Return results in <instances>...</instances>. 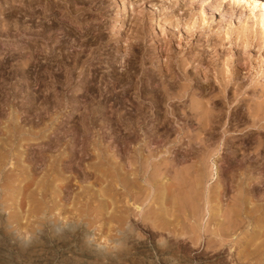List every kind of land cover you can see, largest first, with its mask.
Masks as SVG:
<instances>
[{
    "label": "rangeland",
    "instance_id": "1",
    "mask_svg": "<svg viewBox=\"0 0 264 264\" xmlns=\"http://www.w3.org/2000/svg\"><path fill=\"white\" fill-rule=\"evenodd\" d=\"M260 15H264V0H0V216L4 214L0 227L5 228H0L4 231L0 234V264H96L97 260L98 264H264V145L258 148L255 140L258 133L264 136V129L239 121L230 107L229 116L223 119L229 129L219 148L211 143L206 150L199 140L207 139L210 144L215 139L208 132L194 139L192 133L179 130L180 123L171 112L174 101L166 104L162 100L161 106L154 107L155 97L138 92L137 82L147 79L139 68L128 65L132 59L138 65L143 57L146 70L164 66V40L169 41L172 52L203 50L206 59L217 53L221 62L233 57L235 63L240 56L244 58L240 80L247 85L242 96L246 106H241L244 112L240 116L247 120L248 100L251 105L252 98H264V25L258 24ZM136 28L143 33L135 34ZM136 36L143 44L141 56L138 53L134 58ZM206 62L200 66L210 70V79L214 74ZM196 126L193 123L191 128ZM215 134L212 136L217 138ZM140 151L150 156L155 153L149 170L159 168L161 172L165 167L168 171L157 179L152 191L143 189L132 200V194L115 179L126 175L130 157ZM213 159L218 165L217 179ZM186 165L193 166L192 175L203 170L206 188L221 190L220 202L212 201L209 211L198 205L200 191L185 186L193 179H174L173 172ZM182 180L185 190L179 187ZM240 181L253 190L248 193L250 201L235 208ZM84 242L93 245L91 248L98 246L102 253L114 251L117 255L114 260L104 258L105 263L89 256ZM22 247H26L25 253Z\"/></svg>",
    "mask_w": 264,
    "mask_h": 264
},
{
    "label": "bare ground",
    "instance_id": "2",
    "mask_svg": "<svg viewBox=\"0 0 264 264\" xmlns=\"http://www.w3.org/2000/svg\"><path fill=\"white\" fill-rule=\"evenodd\" d=\"M130 3V2H129ZM131 3H132V1H131ZM127 5H128V3H127ZM215 9V8H214ZM212 10V12L211 13H213V12H215V10H213V9H211ZM175 11V10H174ZM157 17V16H156ZM135 19V18H134ZM132 20V19H131ZM136 20V19H135ZM258 24H259V22H260V25L262 24V25H264V15H260L259 17H258ZM139 21V20H138ZM133 22H134V20H133ZM132 21H131V23H133ZM134 24V23H133ZM136 24H138V22L136 23ZM135 24V25H136ZM132 25V24H131ZM134 25V26H135ZM139 25V24H138ZM138 25H136V26H138ZM140 26V25H139ZM132 27H133V25H132ZM151 29V28H150ZM134 30L135 29H133V32H134ZM139 30H141L140 28H139ZM131 32H132V30H131ZM140 31H138V28H136V33L135 34H137V33H139ZM142 32V31H141ZM140 32V33H141ZM229 32V31H228ZM143 33V32H142ZM145 33V32H144ZM230 33V32H229ZM140 35V34H139ZM145 35V34H144ZM143 35V36H144ZM154 36V35H153ZM132 37H134V36H132ZM132 37H128V39L129 38H131L132 39ZM137 38H139V40H136V43H134V44H136V46H135V50L137 49L138 51H136V55H135V57L134 58H136V56L138 55V53H140L139 51V49L141 48V46L142 45H140V44H143V42H142V40H141V37H142V34H141V37L140 36H136ZM135 37V38H136ZM241 38V37H240ZM99 39V38H98ZM124 39V38H123ZM127 39V38H126ZM115 40V39H114ZM121 40V39H120ZM133 40H134V38H133ZM144 40V39H143ZM158 40V39H157ZM127 41V40H126ZM131 43V42H130ZM163 43H164V46H165V49L164 50H166L167 51V55H166V59H165V62H164V66H155V68H150L149 70H146L145 69V67H144V61L143 60H141V59H143V57H139V59H140V62H139V64L138 65H136V63H135V59H132L131 61H130V63L128 62V65L130 66V67H137V68H139L140 69V71H141V76H144L146 79H147V81H145L144 80V82H143V80L141 79V80H139L140 82L138 83L137 82V88L139 89V91L138 92H142V93H145V95H148V96H150V97H155V100H157V102H155L154 103V107L156 106V107H159V106H161V103H162V100H164L165 102L168 100H173L174 102V104H173V108H172V110H171V112L173 113V115H174V117H175V119H176V122H178V123H180V128H179V130H181V131H183L184 133H192V135H195V138L194 139H197L196 137H198V135L200 136V134L202 133V134H205V133H203V132H208L210 135H211V139H215L214 140V142H211L210 141V144L208 143V141H207V139L206 140H204V139H200L199 140V143H201V145L202 146H204L205 148H206V150L207 149H209V147H211L212 145H211V143L213 144V143H215L216 145V147H218V146H220V145H218L219 143H220V140L223 138V137H225V136H223V134H225V132H227L228 131V129L229 128H227L228 126H225V125H223V124H225L224 122H223V119H226L225 118V116H229V114L230 113H228V110H229V108L231 107H233V109H235V112H237V114L239 115V121H243V123H249L248 125H250L251 127H257V129L258 128H262V129H264V98H262V97H264V96H262L261 98L262 99H253L252 98V100H250V101H252L251 102V105L249 104V100H248V103H247V111L245 112L247 115H249L250 116V118H248L247 117V120L246 119H242V117L240 116V114L242 113V112H244V111H241L242 109H241V106H243V104H244V102H246V101H243V98H242V96L244 95L243 94V88H244V86H247V85H245L246 83L245 82H243V79L242 80H240V71H241V69L242 68H244L243 67V62H242V59H244V58H240V54H237V56H239L238 57V59H236L237 60V62L235 63V61L234 60H232L233 59V57H232V59H222L223 61L221 62V60H220V56L217 54V53H213L211 56H208V59H206L205 58V56H203V54H204V51L202 50V52H191V51H187V50H185V49H183V48H180V49H178L177 50V52H172V49H171V47L169 46V44L167 45V43H169V41H163ZM163 43L161 44L162 46H163ZM245 45V44H244ZM145 46V45H144ZM131 48H133V47H131ZM164 48V47H163ZM244 48H246L245 46H244ZM134 49V48H133ZM145 49V48H144ZM141 50H143V49H141ZM225 51H227V50H225ZM133 53V52H132ZM134 53H135V51H134ZM159 53H161V52H159ZM226 53H229L228 51L226 52ZM232 53V52H231ZM240 53V52H239ZM143 55H144V53H143ZM147 55V54H146ZM160 55V54H159ZM133 56H134V54H133ZM140 56H141V53H140ZM229 57H230V55H229ZM228 58V57H227ZM235 58H236V56H235ZM146 59V58H145ZM144 59V60H145ZM208 60V62L211 64V66H212V73L214 74V76H210V79H209V71H207V69H205V68H201V66L200 65H203V63H205V61L206 60ZM241 59V60H240ZM137 62V61H136ZM208 62H206L207 64H209ZM220 63H222V65L220 64ZM215 64H216V67H215ZM219 64H220V67H219ZM157 65V64H156ZM207 66V65H206ZM205 66V67H206ZM143 67H144V69H143ZM161 67H163V68H161ZM208 67V66H207ZM247 68V67H246ZM133 69V68H132ZM133 70H135V69H133ZM248 71V70H247ZM137 72V71H136ZM134 73V72H133ZM138 73V72H137ZM133 77V76H132ZM137 78V77H136ZM140 78V77H139ZM211 78H212V80H211ZM69 79V78H68ZM158 79H160V81L159 82H156V81H158ZM132 80V79H131ZM130 80V81H131ZM135 80V79H134ZM201 81H203V83L201 84ZM206 83H205V82ZM258 81V80H257ZM136 82V81H135ZM146 82V83H145ZM134 83V82H133ZM205 83V84H204ZM252 83V82H251ZM135 84V83H134ZM133 84V85H134ZM248 84V83H247ZM256 84V83H255ZM251 85V87H252V84H250ZM262 85V84H261ZM129 86H130V84H129ZM136 86V85H135ZM256 86V85H255ZM132 87H134V86H132ZM131 87V88H132ZM133 89V88H132ZM205 89H207V90H205ZM245 89V88H244ZM136 90V89H135ZM136 91V92H137ZM206 92V94H205V96L203 95V93H205ZM129 92V91H128ZM138 92H137V94H138ZM250 92V91H249ZM261 92H264V91H261ZM199 95V96H198ZM201 95V96H200ZM146 98V97H145ZM250 99V98H249ZM154 100V101H155ZM245 100V99H244ZM145 103V102H144ZM144 103L141 105V106H145L144 105ZM156 104V105H155ZM166 104H167V102H166ZM249 104V105H248ZM131 105V104H130ZM162 105H164V103L162 104ZM245 105V104H244ZM139 106V105H138ZM141 106H139V107H141ZM246 106V105H245ZM136 107V106H135ZM138 107V108H139ZM142 108V107H141ZM163 108V107H162ZM161 108V109H162ZM144 109V108H143ZM159 109V108H158ZM158 109H156V110H158ZM160 109V110H161ZM132 110H134V109H132ZM140 110V109H139ZM147 110V109H146ZM130 111V110H129ZM135 111V110H134ZM136 111H138V109H136ZM143 110H141V112H142ZM143 112H146V111H143ZM234 112V113H235ZM130 113V112H129ZM228 113V114H227ZM232 113V112H231ZM233 113V114H234ZM135 114V113H134ZM245 114V115H246ZM132 115V114H131ZM139 115V114H138ZM144 116V115H143ZM146 116V115H145ZM234 116H235V114H234ZM242 116H243V118L245 117L243 114H242ZM135 117V116H134ZM139 117V116H138ZM137 117V118H138ZM238 117V116H237ZM143 118V117H142ZM163 118V117H162ZM233 118V117H232ZM235 118V117H234ZM136 120V119H135ZM163 120V119H162ZM228 120H229V118H228ZM236 120H237V118H236ZM236 120H234V121H236ZM246 120V121H245ZM137 122V121H136ZM182 122V123H181ZM227 122V121H226ZM237 122V121H236ZM235 122V126H236V123ZM185 123V124H184ZM193 123H196L197 124V126L196 127H194V128H191V126H193ZM232 123V122H231ZM231 123H230V125H231ZM234 123V122H233ZM242 123V124H243ZM130 124H131V122H130ZM177 124V123H176ZM172 125V124H171ZM185 125V126H184ZM223 125V126H222ZM238 126V125H237ZM249 127V126H248ZM157 128V127H156ZM231 128V127H230ZM157 131V130H156ZM136 132V131H135ZM257 132V131H256ZM171 133V132H170ZM214 133H216V134H218V137L217 138H214L212 135L214 134ZM137 134V133H136ZM185 134V135H186ZM215 134V135H216ZM139 135V134H138ZM170 135V134H169ZM191 135V134H190ZM130 136V135H129ZM186 136H188V135H186ZM185 136V137H186ZM244 136V135H243ZM99 137V136H98ZM216 137V136H215ZM248 137V136H247ZM131 138H133V137H131ZM169 138V137H168ZM189 138H191V137H189ZM193 138V137H192ZM202 138V137H201ZM137 139V138H136ZM135 139V140H136ZM141 139V138H140ZM187 139H188V137H187ZM211 139H209V140H211ZM254 139V138H253ZM135 140H133V141H131V142H134ZM175 140V139H174ZM248 140V139H247ZM256 143H257V146H258V148L260 147L261 148V145H264V136H260L259 135V133H258V137H256ZM180 141V140H179ZM190 141V140H189ZM213 141V140H212ZM246 141V140H245ZM102 142V141H101ZM160 142V141H159ZM241 142V141H240ZM242 142H243V140H242ZM255 142V141H254ZM150 143V142H149ZM198 143V144H199ZM136 144V143H135ZM144 144V143H143ZM196 144V143H195ZM244 144H246V143H244ZM243 144V145H244ZM146 145V144H145ZM152 145V144H151ZM159 145V144H158ZM190 145V144H189ZM189 145H188V147H189ZM193 145V144H192ZM211 145V146H210ZM141 146V145H140ZM184 146V145H183ZM238 146V145H237ZM245 146V145H244ZM134 147V146H133ZM146 147V146H145ZM161 147V146H160ZM142 148V147H141ZM140 148V149H141ZM149 148H150V146H149ZM179 148V147H178ZM190 148V147H189ZM193 148V147H192ZM197 148V147H196ZM219 148V147H218ZM230 148V147H229ZM244 148V147H243ZM249 148V147H248ZM199 149H200V146H199ZM199 149H197V150H199ZM245 149V148H244ZM95 150V149H94ZM135 150V149H134ZM143 150V149H142ZM141 150V151H142ZM153 150H155V149H153ZM195 150V149H194ZM194 150H193V152H194ZM201 150V149H200ZM237 150V149H236ZM240 150V149H239ZM261 150L262 151H264V147H262L261 148ZM139 151V150H138ZM138 152V153H136V155H135V157H130V160L128 161V166H129V169L127 170V172H126V175L125 176H123V178H118L117 177V179H115V183L116 182H121L123 185L122 186H124V188L126 189V191L128 192V193H130V195L132 194V196H130V198H132V200H135V199H137L138 198V196H140V193H141V191L143 190V189H151V191L153 190L152 188L155 186V182L157 181V179L161 176V175H164L165 173H166V170H167V168H165L164 166H163V164H161L164 168H162L163 170H161V172H159L158 171V169L157 168H151L150 170L148 169V164L150 163V158L152 157V156H154V151L152 152V156H150V155H144V153H142V152ZM188 151H190V150H188ZM216 151H217V149H216ZM228 151V150H227ZM230 151V150H229ZM235 151V150H234ZM247 151V150H246ZM255 151V150H254ZM146 152V151H145ZM149 152V151H148ZM157 152V151H156ZM191 152V151H190ZM208 152V151H207ZM207 152H205V153H207ZM253 152V151H252ZM257 152V151H256ZM128 153V152H127ZM126 153V154H127ZM197 153V152H196ZM220 153V152H219ZM218 153V154H219ZM233 153V152H232ZM258 153V152H257ZM262 153H264V152H262ZM114 154V153H113ZM150 154V153H149ZM177 154H179V153H177ZM193 154V153H192ZM200 154V153H199ZM214 154V153H213ZM181 155V154H180ZM189 155H190V153H189ZM194 155V154H193ZM208 155V154H207ZM235 155V154H234ZM257 155V154H256ZM260 155V154H259ZM109 156V155H108ZM119 156V155H118ZM123 156V155H122ZM158 156V155H157ZM186 156V155H185ZM185 156H183V157H185ZM188 156V155H187ZM195 156V155H194ZM193 156V157H194ZM200 156V155H199ZM204 156V155H203ZM202 156V158L204 159L205 158V156L203 157ZM210 156V155H209ZM212 156V155H211ZM230 156H232V155H230ZM229 156V157H230ZM243 156H245V155H243ZM117 157V156H116ZM189 157V156H188ZM190 157H192V156H190ZM213 157V156H212ZM262 157H264V156H262ZM152 158H154V157H152ZM195 158V157H194ZM197 158V157H196ZM227 158V157H226ZM233 158V157H232ZM245 158V157H244ZM179 159V158H178ZM234 159H235V157H234ZM242 159V158H241ZM255 159V158H254ZM153 160V159H152ZM215 159H213L212 160V166L214 167V171H215V179H217V177H219V171H218V165L215 163V161H214ZM231 160V159H230ZM238 160V159H237ZM249 160V159H248ZM259 160V159H258ZM114 161V160H113ZM155 161V160H154ZM203 161H205V160H202V162ZM234 162H235V160H233ZM242 161H244V159L242 160ZM160 162V161H159ZM259 162V161H258ZM262 162H264V160H262ZM124 163V162H123ZM156 163H157V160H156ZM162 163V162H161ZM232 163V162H231ZM239 163H240V161H239ZM246 163V162H245ZM249 163V162H248ZM257 163V162H256ZM255 163V164H256ZM125 164V163H124ZM165 164H167V163H165ZM202 164V163H201ZM219 164V163H218ZM238 164V163H237ZM240 164H242V163H240ZM262 164H264V163H262ZM152 165H154V164H152ZM200 165V164H199ZM205 165V164H204ZM246 165V164H245ZM250 165V164H249ZM123 166V165H122ZM149 166H150V164H149ZM159 166V165H158ZM180 166V165H179ZM257 166V165H256ZM152 167H154V166H152ZM193 166L192 165H186V167L184 168V169H181L180 170V172H177L176 170L173 172V177H174V179H184V180H186V179H195L194 180V182H193V180H192V182H186V185L185 186H188L189 185V188H191L192 190H196L197 192H199L200 191V193H201V197H202V200H201V202H198V205H201L203 208H205V209H207V211H209V209L210 208H208V207H210V204H211V202L212 201H217V203H219L220 202V200L218 199L219 197H221L220 195H219V191H221V190H218V188H206V185H205V182H206V179H205V174H203V170L201 171V170H199L198 171V173L196 172V175H192V171H191V168H192ZM202 167V166H201ZM200 167V168H201ZM204 167V166H203ZM242 167V166H241ZM104 168V167H103ZM119 168V167H118ZM121 168V167H120ZM182 168V167H181ZM229 168V167H228ZM244 168V167H243ZM252 168V167H251ZM106 169H107V167H106ZM161 169V168H160ZM170 169V168H169ZM245 169H246V167H245ZM110 170V169H109ZM178 170V169H177ZM253 170V169H252ZM123 171V170H122ZM168 171V170H167ZM172 171V170H171ZM170 171V172H171ZM247 171H249V169H247ZM260 172V171H259ZM114 173V172H113ZM172 173V172H171ZM252 173V172H251ZM170 174V173H169ZM208 174V173H207ZM115 175V174H114ZM242 176H243V174H241ZM246 175H248V174H246ZM86 176V175H85ZM121 176V177H122ZM245 176V175H244ZM169 177V176H168ZM213 177H214V174H213ZM234 177V176H233ZM241 177V176H240ZM239 177V178H240ZM100 178V177H99ZM110 178V177H109ZM237 178V177H236ZM242 178V177H241ZM246 178V177H245ZM243 179V178H242ZM113 180H114V178H113ZM184 180H182L181 181V184L179 185V187H180V189L182 188V186H184L183 184L185 183V181ZM109 181H111V180H109ZM245 181V180H244ZM112 182V181H111ZM140 182H143V184H141ZM231 182V181H230ZM233 182V181H232ZM110 183V182H109ZM115 183H113V184H115ZM159 183H162V181L160 182L159 181ZM164 184L166 183V182H163ZM176 183H178L177 181H176ZM112 184V185H113ZM156 184H157V182H156ZM163 184V185H164ZM167 184V183H166ZM220 184V183H219ZM119 185V184H118ZM235 185V184H234ZM113 186H115V185H113ZM112 186V187H113ZM175 186V185H174ZM174 186H173V189H174ZM119 187V186H118ZM164 187H165V185H164ZM170 187V186H169ZM177 187V186H176ZM232 187V186H231ZM115 188V187H114ZM117 188V187H116ZM115 188V189H116ZM166 188V187H165ZM172 188V187H171ZM237 188H238V194H237V196H236V200H235V208H236V206H238L239 208L242 206V205H244V203L245 202H247V201H250V200H248L249 199V194L248 193H250L252 190H253V188H249V189H246L244 186H242L241 185V181H240V183H239V185H237ZM124 189V190H125ZM147 189V190H148ZM166 189H168V187L166 188ZM165 189V190H166ZM183 189V188H182ZM181 189V190H182ZM183 190H185V189H183ZM261 190V189H260ZM116 191V190H115ZM150 191V190H149ZM157 191V190H156ZM173 191V190H172ZM175 191V190H174ZM227 191V190H226ZM225 191V192H226ZM148 192V191H147ZM165 192V191H164ZM176 192H177V190H176ZM142 193H143V191H142ZM157 193H158V191H157ZM185 193V192H184ZM187 193V192H186ZM218 193V194H217ZM235 193V192H234ZM252 193V192H251ZM118 194V193H117ZM125 194V193H124ZM146 194V193H145ZM148 194H150V196H151V194L152 193H149L148 192ZM167 194H171V193H169V190H168V193ZM177 194H179L178 192H177ZM183 194V193H182ZM188 194V193H187ZM198 194V193H197ZM176 195V194H175ZM174 195V196H175ZM185 195V194H184ZM113 196V195H112ZM115 196V195H114ZM113 196V197H114ZM153 196V195H152ZM163 196V195H162ZM178 196V195H177ZM225 196V195H224ZM148 197V196H147ZM167 198H169V196H166ZM165 197V198H166ZM180 197V196H179ZM184 196H182L181 198H183ZM189 197H191V196H189ZM197 197V196H196ZM226 197V196H225ZM96 198V197H95ZM124 198H125V196H124ZM149 198V197H148ZM153 198V197H152ZM151 198V199H152ZM185 198V197H184ZM193 198V197H192ZM111 199H114V198H112L111 197ZM150 199V200H151ZM162 199V198H161ZM179 199V198H178ZM255 199V198H254ZM121 200V199H120ZM132 200H130V201H132ZM146 200H147V198H146ZM145 200V201H146ZM168 200V199H167ZM170 200V199H169ZM188 200V199H187ZM117 200H115V202H116ZM138 201V200H137ZM144 201V202H145ZM152 201V200H151ZM153 201H156V200H154L153 199ZM152 201V202H153ZM161 201V200H160ZM179 201V200H178ZM182 201V200H181ZM186 201V200H185ZM223 200H222V198H221V202H222ZM100 202V201H99ZM127 202H129V200H127ZM176 202V201H175ZM183 202V201H182ZM189 202V201H188ZM196 202V201H195ZM106 203V202H105ZM136 203H138V202H136ZM147 203H149V202H147ZM214 203V202H213ZM212 203V204H213ZM126 204V203H125ZM142 203H140V205H141ZM152 204V203H151ZM163 204H164V202H163ZM165 204H166V202H165ZM184 204H186V202L184 203ZM260 204V203H259ZM103 205V204H102ZM116 205V204H115ZM145 205H148V204H145ZM157 205V204H156ZM169 205V204H168ZM174 205V204H173ZM178 205V204H177ZM187 205V204H186ZM106 206V205H105ZM137 206H139L138 204H136V206L134 205V207L135 208H137ZM180 206H181V204H180ZM179 206V207H180ZM193 206V205H192ZM220 206V205H219ZM114 207V206H113ZM151 207V206H150ZM149 207V208H150ZM166 207V206H165ZM170 207V206H169ZM183 207H186L185 205L183 206ZM216 207H218V206H216ZM224 207V206H223ZM222 207V208H223ZM234 207V206H233ZM255 207V206H254ZM261 207V206H260ZM119 208V207H118ZM125 208V207H124ZM130 208V207H129ZM133 208V207H132ZM131 208V209H132ZM152 208V207H151ZM176 208V207H175ZM181 208V207H180ZM214 208V207H213ZM221 208V209H222ZM242 208V207H241ZM114 209H115V207H114ZM167 209V208H166ZM174 209V208H173ZM187 209H189V208H187ZM186 209V210H187ZM220 209V210H221ZM232 209V208H231ZM1 210V209H0ZM120 210V209H119ZM172 210V209H171ZM203 210V209H202ZM219 210V209H218ZM223 210V209H222ZM235 210V209H234ZM246 210V209H245ZM244 210V211H245ZM256 210H259V209H257L256 208ZM2 211V210H1ZM146 211V210H145ZM150 211H151V209H150ZM153 211H154V209H153ZM205 211V210H204ZM250 211V210H249ZM148 212V211H147ZM157 212H158V210H157ZM166 212V211H165ZM174 212H176V211H174ZM190 212V211H189ZM212 212V211H211ZM240 212V211H239ZM248 212V211H247ZM113 213H115V212H113ZM150 213V212H149ZM152 213V212H151ZM167 213H168V211H167ZM179 213V212H178ZM185 213V212H184ZM218 213H221V212H216V214H218ZM237 213V212H236ZM116 214V213H115ZM147 214V213H146ZM181 214V213H180ZM191 214H192V212H191ZM200 214V213H199ZM210 214V213H209ZM249 214V213H248ZM256 214V213H255ZM261 214H264V213H261ZM2 215V214H1ZM4 215V214H3ZM2 215V216H3ZM150 215V214H149ZM162 215H163V213H162ZM161 215V216H162ZM220 215V214H219ZM229 215V214H228ZM242 215V214H241ZM253 215V214H252ZM252 215H250V216H252ZM2 216H0L1 217V220H0V222L3 220V217ZM110 216V215H109ZM125 216V215H124ZM135 216V215H134ZM145 216V215H144ZM147 216V215H146ZM151 216V215H150ZM155 216V215H154ZM153 216V217H154ZM157 216V215H156ZM156 216H155V218H156ZM164 216H166V215H164ZM163 216V217H164ZM185 216H187V215H185ZM190 216V215H189ZM188 216V217H189ZM195 216V215H194ZM216 216V215H215ZM235 216V215H234ZM244 216H245V214H244ZM262 216H264V215H262ZM11 217V216H10ZM113 217V216H112ZM118 217H120V216H118ZM152 217V218H153ZM163 217H161V218H163ZM171 217H172V215H171ZM202 217V216H201ZM206 217V216H205ZM220 216H218L217 218H219ZM259 217V216H258ZM6 218V217H5ZM12 218V217H11ZM10 218V219H11ZM13 218L15 219L16 217H14L13 216ZM114 218V217H113ZM121 218V217H120ZM130 218V217H129ZM128 218V219H129ZM177 218H179V217H177ZM180 218H182V217H180ZM190 218H192V216L190 217ZM196 218V217H195ZM230 218H231V216H230ZM251 218V217H250ZM257 218V217H256ZM7 219V218H6ZM13 219V220H14ZM117 219V218H116ZM123 219H126V217H122V219L121 220H123ZM132 219V218H131ZM131 219H129V221L131 220ZM138 219V218H137ZM141 219V218H140ZM147 219V218H146ZM149 219H150V217H149ZM154 219V218H153ZM158 219V218H157ZM156 219V220H157ZM166 219V218H165ZM174 219V218H173ZM183 219H185V217L183 218ZM198 219V218H197ZM211 219V218H210ZM224 219V218H223ZM228 219H229V217H228ZM248 219V218H247ZM253 219V218H252ZM262 219V218H261ZM187 220V219H186ZM193 220V219H192ZM191 219H190V221H192ZM196 220V219H195ZM222 220V219H221ZM225 220V219H224ZM236 220H237V217H236ZM254 220V219H253ZM5 221V220H4ZM7 222H8V220H6ZM15 221H16V219H15ZM120 221V220H119ZM124 221V220H123ZM135 221V220H134ZM141 221V220H140ZM159 221V220H158ZM161 221V220H160ZM171 221V220H170ZM198 221V220H197ZM220 221V220H219ZM244 221V220H243ZM47 222V221H46ZM45 222V223H46ZM126 222V221H125ZM156 222V221H155ZM183 222V221H182ZM193 222V221H192ZM195 222V221H194ZM221 222V221H220ZM235 222H237V221H235ZM1 223H3V222H1ZM122 223V222H121ZM129 222H127V224H128ZM130 223H132V222H130ZM134 223V222H133ZM197 223V222H196ZM233 223V222H232ZM256 223V222H255ZM4 224V223H3ZM54 224V223H53ZM52 224V225H53ZM120 224V223H119ZM124 223H122V225H123ZM126 224V223H125ZM126 224V225H127ZM171 224V223H170ZM173 224V223H172ZM171 224V225H172ZM217 224H218V222H217ZM224 224V223H223ZM41 226H43V224H40ZM48 224H46L45 226H47ZM50 225V224H49ZM51 225V226H52ZM117 225V224H116ZM129 225H132V224H129ZM136 225V224H135ZM225 225V224H224ZM227 225H229V224H227ZM227 225H225V226H227ZM231 225V224H230ZM1 226H2V224H1ZM10 226V225H9ZM8 226V227H9ZM51 226H50V228H51ZM73 226V225H72ZM121 226V225H120ZM119 226V227H120ZM134 226V225H133ZM132 226V227H133ZM217 226V225H216ZM215 226V227H216ZM220 226V225H219ZM5 227H7V226H5ZM53 227V226H52ZM71 227V226H70ZM123 227H125V225L123 226ZM135 227V226H134ZM134 227H133V229H134ZM145 227V226H144ZM144 227H142V228H144ZM196 227V226H195ZM224 227V226H223ZM222 227V228H223ZM255 227V226H254ZM1 229L3 228V230H5V228L4 227H0ZM41 228V227H40ZM54 229H56L57 230V228L56 227H53ZM65 228V227H64ZM66 228H67V226H66ZM72 228V227H71ZM74 228V227H73ZM126 228V227H125ZM129 228V227H128ZM131 228V227H130ZM233 228V227H232ZM6 229H8V228H6ZM49 229V228H48ZM53 229V230H54ZM85 229V228H84ZM117 229H118V227H117ZM127 229V228H126ZM125 229V230H126ZM132 229V228H131ZM217 229V228H216ZM219 229V228H218ZM221 229V228H220ZM226 229H227V227H226ZM225 229V230H226ZM231 229V228H230ZM9 230V229H8ZM38 230V229H37ZM60 229H58V231H59ZM66 230H68V229H66ZM72 230V229H71ZM71 230H69V231H71ZM124 230V231H125ZM129 230V229H128ZM210 230V229H209ZM39 231V230H38ZM42 231H43V229H42ZM48 231V230H47ZM65 231V230H64ZM74 231V230H73ZM80 231V230H79ZM119 231H121V229L119 230ZM130 231V230H129ZM134 231V230H133ZM222 230H220V232H221ZM1 232L3 233L4 231H0V234H1ZM7 232V231H6ZM44 232V231H43ZM42 232V233H43ZM56 232V231H55ZM60 232V231H59ZM59 232H57V234L59 233ZM66 232V231H65ZM81 232V231H80ZM116 232V231H115ZM128 232V231H127ZM127 232H126V234H127ZM215 232V231H214ZM37 233V232H36ZM35 233V234H36ZM40 233V232H39ZM67 233H68V231H67ZM73 233V232H72ZM76 233V229H75V231H74V233L73 234H75ZM84 233V232H83ZM82 233V234H83ZM117 233V232H116ZM132 233V232H131ZM217 233V232H216ZM49 234H51L50 232H49ZM55 234V233H54ZM56 234V235H57ZM69 234V233H68ZM81 234V235H82ZM119 234V233H118ZM121 234V233H120ZM119 234V235H120ZM123 234V233H122ZM125 234V235H126ZM218 234V233H217ZM222 234H223V232H222ZM45 235H47V234H45ZM62 235V234H61ZM63 235H65V234H63ZM71 235V234H70ZM79 235V234H78ZM85 235H86V233H85ZM118 235V237H120ZM124 235V236H125ZM129 235V234H128ZM168 235V234H167ZM219 235V234H218ZM12 236V234L10 235V237ZM34 236V235H33ZM40 235H38V237H39ZM49 236H51V235H49ZM57 236H59V235H57ZM72 236V235H71ZM122 236V235H121ZM130 236V235H129ZM129 236H127L126 237V239H130V238H133V237H135V239H136V236H132V237H130V238H128ZM217 236V235H216ZM6 237V236H5ZM4 237V238H5ZM8 237V236H7ZM37 236H35V238H36ZM61 237H63V236H60V238ZM79 237L80 238H82L80 235H79ZM85 237V236H84ZM116 237H117V235H116ZM168 237H169V235H168ZM217 237H219V236H217ZM223 237V236H222ZM9 238V237H8ZM13 238H15V237H13ZM17 238V237H16ZM15 238V240L16 241H19V240H17ZM31 238H33V237H31ZM34 238V239H35ZM40 238V237H39ZM56 238V237H55ZM65 238H67V235H65ZM173 238V237H172ZM171 238V239H172ZM216 238V237H215ZM221 238V237H220ZM6 239V238H5ZM33 239V240H34ZM69 239V238H68ZM84 239V241H86V238H83ZM117 239V238H116ZM122 239H123V237H122ZM176 239V238H175ZM175 239L174 240H171L172 242L173 241H175ZM198 239V238H197ZM218 239V238H217ZM7 241L8 240H10L11 241V239H6ZM5 240V241H6ZM56 240V239H55ZM63 240H65V239H63ZM67 240V239H66ZM82 240V239H81ZM131 240H134V239H131ZM6 241V242H7ZM29 240H27V242H28ZM60 241V240H59ZM79 241V240H78ZM88 241V240H87ZM116 241V240H115ZM122 241V240H121ZM13 242H14V240H13ZM12 242V243H13ZM23 242V241H22ZM25 242V241H24ZM40 242V241H39ZM57 242V241H56ZM70 242V241H69ZM117 243V246H118V242H119V239H118V241H116ZM125 242V241H124ZM130 242V241H129ZM133 242V241H132ZM135 242V241H134ZM7 243H9V242H7ZM11 243V244H12ZM31 243V242H30ZM65 243V242H64ZM63 243V244H64ZM83 243V242H82ZM81 243V246L83 245ZM86 242H84V244H85ZM120 243H122V242H120ZM22 244V243H21ZM20 244V245H21ZM24 244V243H23ZM36 244L37 243H35L34 245L36 246ZM79 244V243H78ZM77 244V245H78ZM87 244V245H86ZM85 245H84V247H85V251H86V253L87 254H89V256H92V257H95V258H99L100 260H103L104 258H110V259H112V260H114L115 258V256L117 255V254H115L114 253V251L112 252H107V253H102V251L103 250H99L98 249V246H97V248H91L89 245H91V244H88V242L86 243ZM5 245H9V244H5ZM17 245H18V243H17ZM38 245H39V243H38ZM80 245V244H79ZM10 246V245H9ZM9 246H7V247H9ZM12 246V245H11ZM10 246V247H11ZM19 246V245H18ZM29 246V245H28ZM24 247V246H23ZM22 247V251L21 252H23V253H25L24 252V250H26L25 248H23ZM115 247V246H114ZM4 248V247H3ZM13 248H15V247H13ZM18 248H20V247H18ZM34 248V247H33ZM41 248V247H40ZM39 248V249H40ZM100 248V247H99ZM117 248V247H116ZM2 249V248H1ZM11 249V248H10ZM17 249V248H16ZM24 249V250H23ZM29 249V248H28ZM31 249V248H30ZM79 249V248H78ZM103 249V248H102ZM105 249V248H104ZM107 249V248H106ZM113 249V248H112ZM122 249V248H121ZM121 249H118V251H120ZM6 250V249H5ZM108 250V249H107ZM113 250H115V248L113 249ZM37 251H39V250H37ZM41 251V250H40ZM81 251H83V250H81ZM123 251H125L124 249H123ZM6 252V251H5ZM12 252V251H11ZM13 252H14V249H13ZM19 252V251H18ZM17 252V253H18ZM30 252V251H29ZM104 252H106L105 250H104ZM127 252H129V251H127ZM127 252H125L126 254H127ZM38 253V252H37ZM81 253V252H80ZM124 253V254H125ZM2 254V256H3V253H1ZM6 254V253H5ZM19 254V253H18ZM29 254V253H28ZM27 254V255H28ZM31 254V253H30ZM85 254V253H84ZM121 254L123 255V253L121 252ZM7 255V254H6ZM5 255V256H6ZM26 255V254H25ZM42 255V254H41ZM40 255V256H41ZM8 256V255H7ZM22 256H23V254H22ZM43 256V255H42ZM86 256V255H85ZM125 256V255H124ZM27 257V256H26ZM39 257V256H38ZM37 258V257H36ZM40 258V257H39ZM76 258V257H75ZM114 258V259H113ZM29 259V258H28ZM43 259V258H42ZM73 259V258H72ZM80 259L81 258H79L78 260L80 261ZM86 259V258H85ZM92 259V260H91ZM90 259V261H96V260H93V258H91ZM122 259H123V257H122ZM121 259V260H122ZM7 260V259H6ZM40 260H41V258H40ZM71 260V259H70ZM74 260V259H73ZM83 260V259H82ZM81 260V261H82ZM88 260V259H87ZM117 260V259H116ZM2 261H4V260H2ZM39 261V260H38ZM78 261V262H79ZM85 261V260H84ZM97 261H99V260H97ZM97 261H96V264H98L97 263ZM104 262H105V260H103ZM119 261V260H118ZM0 262H1V260H0ZM71 262V261H70ZM74 262V261H73ZM76 262V261H75ZM102 262V261H101ZM103 262V263H104ZM110 262H113V261H110ZM120 262V261H119ZM125 261H123V263H124ZM85 263V262H84ZM93 263V262H92ZM106 263V262H105ZM71 264H72V262H71ZM81 264V263H80ZM88 264V263H87ZM90 264V263H89ZM94 264V263H93ZM102 264V263H101ZM109 264V263H108ZM112 264V263H111ZM115 264V263H114ZM118 264V263H117ZM120 264H122V262H120Z\"/></svg>",
    "mask_w": 264,
    "mask_h": 264
}]
</instances>
